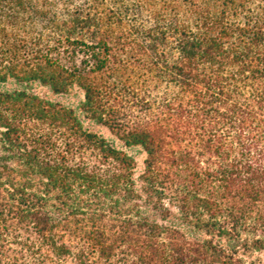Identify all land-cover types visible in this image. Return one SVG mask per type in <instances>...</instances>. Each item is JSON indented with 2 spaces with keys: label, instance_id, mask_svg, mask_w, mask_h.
<instances>
[{
  "label": "trees",
  "instance_id": "obj_1",
  "mask_svg": "<svg viewBox=\"0 0 264 264\" xmlns=\"http://www.w3.org/2000/svg\"><path fill=\"white\" fill-rule=\"evenodd\" d=\"M9 82L0 264H264V0H0Z\"/></svg>",
  "mask_w": 264,
  "mask_h": 264
},
{
  "label": "rangeland",
  "instance_id": "obj_2",
  "mask_svg": "<svg viewBox=\"0 0 264 264\" xmlns=\"http://www.w3.org/2000/svg\"><path fill=\"white\" fill-rule=\"evenodd\" d=\"M22 85H17L14 82H9L6 85L0 86L2 89H21ZM28 90L34 94L40 96L43 99L49 100L53 103H59L66 108L73 109L77 116L83 121L84 126L101 136H103L108 141L112 142L116 147L124 149L127 153L133 156L137 162V174L140 173L143 167V160L145 154L139 148H126L124 145L118 141L107 128L97 125L90 121L89 116H87L81 109V105L84 102V92L78 86H73L67 93L64 94H54L48 87H44L39 83H32L27 86ZM264 262V255H257Z\"/></svg>",
  "mask_w": 264,
  "mask_h": 264
}]
</instances>
